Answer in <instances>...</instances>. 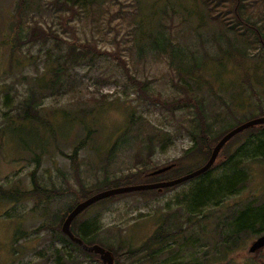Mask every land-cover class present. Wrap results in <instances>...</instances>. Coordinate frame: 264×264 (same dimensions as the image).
Listing matches in <instances>:
<instances>
[{
  "label": "rangeland",
  "instance_id": "1",
  "mask_svg": "<svg viewBox=\"0 0 264 264\" xmlns=\"http://www.w3.org/2000/svg\"><path fill=\"white\" fill-rule=\"evenodd\" d=\"M17 1L0 0V187L30 190V174L37 169L39 184L64 193L54 201L37 197L17 203L0 193V264H57L55 249L71 256L70 262L91 264L75 247L65 245L60 233L40 228L44 222H57V214L67 210L80 184L95 185L105 173L110 179L137 170L149 176L171 165H193L178 160L194 145L184 123L193 121L195 110L179 108L172 113L161 103L142 99L124 65L151 96L166 102L182 99L184 84L194 92L196 89L194 101L204 99L207 114L219 112L213 131L219 137L264 114V49L249 47L247 43L255 40L251 30L245 28L249 36L243 38L236 28L229 29L235 23L229 0L224 5L207 1L208 12L199 0H93L95 21L84 23L78 16L65 30L58 23L54 6L28 0L25 24L38 21L42 27L60 30L64 40L59 45L66 51L68 43L79 45L80 40L88 39L97 44L92 49L101 53L93 62L76 65L63 77L62 90L51 94L53 75L45 68L53 44H25L11 54ZM248 14L243 13L246 21ZM155 40L172 41L177 56L171 59L155 54L149 49ZM54 53L59 55V51L50 53L53 59ZM112 56L122 62L118 64ZM32 89L56 137L39 124L21 119L25 114L22 102ZM32 112L29 110V117ZM88 131H92L91 140L79 154L83 162L78 170L61 151L71 153ZM222 160L220 156L216 165ZM248 168L251 176L245 187L218 208L211 207L212 203L204 207L206 216L201 220L195 217L196 221L188 222L187 202L182 199L194 195L196 182H185L154 199L135 192L111 203L92 205L77 225L99 220L100 230L90 243L116 251L117 264L144 262L145 254L127 258L124 253L146 242L170 215L174 217L169 222L173 227L170 231H179V225L183 231L176 243L165 245L147 264H264V246L251 252L264 232H233V217L241 209L250 203H264V159L251 162ZM221 170L218 166L210 178L217 181ZM148 181L156 182L152 178ZM220 198L222 194L216 200Z\"/></svg>",
  "mask_w": 264,
  "mask_h": 264
},
{
  "label": "trees",
  "instance_id": "2",
  "mask_svg": "<svg viewBox=\"0 0 264 264\" xmlns=\"http://www.w3.org/2000/svg\"><path fill=\"white\" fill-rule=\"evenodd\" d=\"M199 1L204 6L207 12V1L212 5H224L228 2L227 0ZM247 1L249 0H229L230 10L232 12L230 17L235 21L234 25L229 26V29L234 30L236 28V33L243 38L248 37L249 32L247 30H251L255 35V40L249 41L247 44L250 48L256 49L257 51L260 49L263 50L264 0H250L253 2V5L246 7ZM27 3L28 0L17 1V7L14 13L15 24H17V27L13 28L12 26L11 28L13 31V34L11 35L10 39L11 47H13L11 54H13L18 47L20 48L22 45L25 44L40 43L48 45L49 43H52L53 45L48 50L49 53L47 56L48 68L45 69L49 70L51 75H53L51 83L52 87L50 92L51 94H53L54 90H62V88L64 87L62 83L63 77L69 75L70 71L76 65H79L81 62H93L94 58L99 57L101 53L92 49V46H96L97 44L94 40L88 39H86L85 41L80 40L79 45L76 44L75 41L68 43L69 51H66L59 45V43L63 42L64 40L63 37L60 36V34L58 33L60 30L52 28L51 26H49V29L47 27H42L41 23H39L38 21H34L31 24H25L24 15L26 13ZM38 3L52 5L56 8L55 14L58 18V23H60V27L63 30L68 28L69 21L75 19L78 16L81 18V20H85L84 23H88V21L92 23L96 19L95 3L93 0H38ZM254 5L257 7L258 14H256L253 10ZM243 13H250L248 14L250 21H246L243 18ZM210 18L212 19L213 17ZM222 21L225 25H229L227 21ZM210 42L212 43L213 41ZM173 46L174 45L170 40L167 43L161 40H155L150 44L149 49H152V51L154 49L155 54L162 56L166 55L168 58L170 56L171 59H174L177 55L172 50ZM55 49L59 51V55H56L54 53L56 58L53 59L50 53L54 52ZM113 58L117 61L118 64L119 62H122L121 59H116L115 57ZM219 64L220 66H223V60H220ZM44 65H46V63H44ZM125 67V74L128 76V78L130 79L129 81H131V83L138 86L137 90L141 95V98L143 96L146 98V100L148 99L151 102L161 103L166 108H169L172 113H174L179 108L195 110L196 114L193 117V121L184 123L185 129L190 133L194 145L190 149L185 150L183 155L178 160V162H180L181 164L192 163L193 165L188 167L182 165L178 167L176 164L171 170L157 176H152L150 174L149 176H146L142 170H137L135 173L130 172L127 175L122 174L121 176H116L113 177V179H110L108 173H105L103 175L104 178L102 180H98L95 185L80 184V189L75 191V199L70 203L67 210L63 211L60 215L57 214V222H44L40 226V228L51 230L54 233H60L61 237L65 242V245L75 247L84 256L91 260V264L103 263L99 260V255L84 251L79 245L72 242L67 236H65L61 230L65 218L78 203L105 190L119 187L149 184L148 180L150 178L156 180V182L154 183H157L172 181L177 178L183 177L202 167L204 165V162L209 159L215 145L226 133L230 131L229 130L228 132L224 133L222 136L219 137L214 135L213 131L219 123V112L207 114L206 106L203 102L204 99H199L195 101L193 99L194 97L195 99H197L198 93L196 89H194V92L188 85L184 84L181 87L185 94L184 97L179 100H171L169 102H166L160 97L151 96L150 92L145 90V84L136 82L133 79L132 74L129 73L126 64L124 65V68ZM185 77V79H188L193 76ZM54 87L58 89H54ZM35 93L36 90L34 92L32 89L30 96L24 102H22L21 107L24 110L25 114L21 119L30 120V122H32L33 124H39L44 130V132H47V134H52L54 137H56V132L54 130L55 128L51 124L50 119L46 117V115H43L41 113V111L43 110V106L39 104L37 98H34ZM218 99L220 102L222 101L221 97H219ZM223 105L225 106V104ZM29 110L33 111L32 117L28 116ZM81 111L84 112L82 108ZM260 117H264V114ZM91 133L92 131H88L86 132V135L83 138H79L78 140L80 141L73 146L71 153H64L61 151V154L63 153L64 156L70 157L75 169L79 170L80 164L81 162H83V160L80 159L79 154L88 146L91 140ZM244 136H247L246 140L237 145L239 140L242 139ZM156 137H158L157 134ZM149 138L152 140L153 136L149 135ZM220 156L223 158V160L219 165H216V162L215 165L208 172L188 181L196 182V191L194 195H191L189 198L185 196L182 199V202H187V208L185 209H188L186 211L188 215V222H190L191 220L196 221L195 217L201 220L204 216H206L205 210L207 208L203 210L204 207L210 205L211 203V205H214L211 207H220L221 202H224V200L228 197L236 195L250 181L251 170L248 167L251 166V162L256 161L257 159H264V125L247 129L242 133L236 135L224 146L219 157ZM218 166L222 167V175L217 181H215V179H211L210 176ZM30 176L32 184L30 190H6L0 187V193L4 196L6 200L12 201L14 203L23 202L37 197L40 198L39 200H45L49 202L62 197L64 193L62 190L49 188L45 185L39 184L37 169L33 170ZM174 188L175 187L167 188L164 189L162 192L158 190H150L141 191L138 193H140L141 195L144 194L146 195V197L154 199ZM129 194L131 193L110 197L96 204L102 202L103 204L111 203ZM220 194L223 195V199L220 198L216 200L218 198V195ZM250 204L244 209H241L242 211L239 215H237L235 218L233 217V232H235L236 235H239L243 232H246L247 234L258 235L264 232V203L254 206L253 204ZM83 213H81L74 220L71 229L75 236L81 238L87 245L92 246L94 244L90 243V241L93 239V237L97 236L100 230V222L99 220H96L94 222L87 221L78 226L77 222ZM167 217L164 218L163 222L159 224L158 228L146 240V242H144L138 248L133 249V251L124 253V256H126L127 258H137L145 254L146 259L144 260V262L140 261L137 264H147V261H153L155 256L162 253L165 245H169L171 242L176 243L175 238L180 235L183 229L181 225H179V231H170V229L173 227L169 222L171 221V218L174 217L173 215H170L169 218ZM75 229L79 232L81 236L75 232ZM109 251H111L115 256H117L118 254L116 251L110 249ZM54 255L57 264H79L77 262H70L71 256L64 255L62 251H58V249H55ZM117 263H119V261H117L115 264Z\"/></svg>",
  "mask_w": 264,
  "mask_h": 264
},
{
  "label": "water",
  "instance_id": "3",
  "mask_svg": "<svg viewBox=\"0 0 264 264\" xmlns=\"http://www.w3.org/2000/svg\"><path fill=\"white\" fill-rule=\"evenodd\" d=\"M264 125V117L257 118L253 121H250L248 123H245L243 125L238 126L237 128L231 130L227 134H225L219 142L215 145V147L212 150V153L207 160V162L200 167L199 169L183 176L178 179L167 181V182H158V183H152V184H141V185H135V186H127V187H119V188H113L109 190H105L102 192H99L88 199L78 203L72 211L67 215L65 218L63 224H62V232L65 236H67L72 242L79 245L84 251L88 253H95L100 256V260L103 264H115L114 262V255L111 251L102 248L99 245H87L81 238L75 236L73 233L71 226L74 220L85 210H87L92 205L118 195L127 194V193H134V192H140V191H150V190H158L163 191L166 188L175 187L178 185H181L187 181H190L196 177L201 176L202 174L208 172L217 162V159L224 148V146L233 139L236 135L239 133L254 128L256 126ZM174 167V165L158 169L154 172H152V176H157L160 174H163L169 170H171ZM262 246H264V236L258 239L251 247V252H256L259 250Z\"/></svg>",
  "mask_w": 264,
  "mask_h": 264
},
{
  "label": "flooded vegetation",
  "instance_id": "4",
  "mask_svg": "<svg viewBox=\"0 0 264 264\" xmlns=\"http://www.w3.org/2000/svg\"><path fill=\"white\" fill-rule=\"evenodd\" d=\"M263 234H264V233H263ZM263 236H264V235H263ZM263 236H261V237H263ZM261 237H260V238H261ZM260 238H258V239H260Z\"/></svg>",
  "mask_w": 264,
  "mask_h": 264
}]
</instances>
